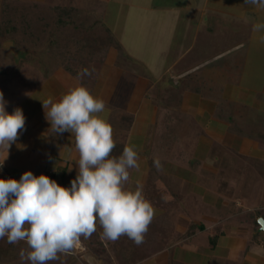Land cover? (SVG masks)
Returning a JSON list of instances; mask_svg holds the SVG:
<instances>
[{"label":"crops","instance_id":"obj_1","mask_svg":"<svg viewBox=\"0 0 264 264\" xmlns=\"http://www.w3.org/2000/svg\"><path fill=\"white\" fill-rule=\"evenodd\" d=\"M90 2L55 5L101 11L103 26L91 37L106 39L90 37L79 49L71 43L68 59L51 68L31 65L24 78L0 74L6 111L19 107L26 118L0 179L31 171L71 187L79 160L74 135L53 131L42 102H58L82 85L105 103L99 116L113 127L111 156L129 145L138 153L140 167L129 170L126 189L142 186L155 209L139 246L126 235L104 239L99 224L90 238L81 237L105 246L103 264L130 256H143L137 264H264L257 224L264 217V33L252 30L264 15L244 0ZM22 52L24 61L34 50ZM83 69L92 74L78 78ZM5 154L0 149V163ZM179 183L189 186L182 198ZM194 194L205 203L192 201L187 210Z\"/></svg>","mask_w":264,"mask_h":264},{"label":"clouds","instance_id":"obj_2","mask_svg":"<svg viewBox=\"0 0 264 264\" xmlns=\"http://www.w3.org/2000/svg\"><path fill=\"white\" fill-rule=\"evenodd\" d=\"M244 3L264 10V0ZM252 30L264 33V22L254 24ZM259 40L264 43V35ZM91 74L83 69L78 78ZM6 103L0 91V149L6 150L0 166L26 122L22 109L9 113ZM42 103L53 131L74 135L79 154L77 175L71 187L31 171L19 180L0 179V239L7 237L9 244L26 242L27 249H21L19 255L30 264H48L61 253H71L79 247L81 237L88 239L96 232L97 224L104 239L115 242L126 235L137 246L142 244L155 209L142 186L137 185L135 191L125 187L129 170H139V156L134 145L125 146L119 157L111 156L115 148L113 127L99 116L105 110L104 101L78 85L58 102L50 97ZM154 166L162 170L158 158ZM257 224L264 231V217H257Z\"/></svg>","mask_w":264,"mask_h":264},{"label":"trees","instance_id":"obj_3","mask_svg":"<svg viewBox=\"0 0 264 264\" xmlns=\"http://www.w3.org/2000/svg\"><path fill=\"white\" fill-rule=\"evenodd\" d=\"M102 14L98 10L35 0H0V52L4 50L2 41L12 39L17 48L23 46L27 50V46H32L34 54L40 58L43 54L50 56L57 66L60 58H69L71 43L77 42L78 49L83 43L89 44L91 34L103 26ZM82 32L90 36L82 38Z\"/></svg>","mask_w":264,"mask_h":264},{"label":"rangeland","instance_id":"obj_4","mask_svg":"<svg viewBox=\"0 0 264 264\" xmlns=\"http://www.w3.org/2000/svg\"><path fill=\"white\" fill-rule=\"evenodd\" d=\"M10 1L17 2L18 0H10ZM90 1L91 0H53V3L54 4L63 3V4L77 5V6H90L92 4ZM245 7H248V9H250V6L242 5V9H245ZM245 11L247 12V10ZM258 13L260 14L259 16L263 17L264 10L259 9ZM86 36H82V38ZM96 39L104 40L106 38L104 36L103 37L98 36L96 37ZM9 40H12V39L2 41V47ZM3 49L4 50L0 52V74L2 77L10 75L11 78L13 77H17V78L23 77L24 78V75H25L24 72H30L31 68H33L32 66L39 67V65H42L43 67L46 66L48 68H51L52 64L54 63V59L48 55L43 54V56L40 58L38 54H34L33 52H31V53H27V55H29L28 60L23 61V59L26 58L23 56L24 58L23 57L20 58L19 61H17L18 62L17 67H15L16 61H15L13 54L10 52L9 49L5 47H3ZM18 49L20 51L21 50L23 51L25 48L22 46L21 48H18ZM26 49H28L29 51L30 49L34 50L32 46H27ZM85 54H87L88 57L90 56L88 53H85ZM92 57L93 56H91V58L89 59L90 61H92ZM20 62H21V65H19ZM10 101H12V98L10 99ZM1 170H4V169L1 167ZM229 178L232 179L233 181L232 175L229 176ZM177 190L180 193L179 197L182 198L184 196H187L186 192L189 190V186L186 185L185 183H183V185L181 186V183H179V185H177ZM172 193L174 192L170 191V194ZM188 199L190 200L187 201V207H186L187 210H190L189 207L192 206L190 202L192 201L194 202L193 207H195V202L197 201H202L205 203L203 198H201L200 196H196L195 194L192 197H189ZM180 201L181 200L178 199L176 201V205L177 204L179 205L181 203ZM95 241L96 240H93L91 242L89 240L88 241L83 240L80 243L79 247L75 248L71 253L69 254L61 253L59 254L58 260L49 261L48 264H103L101 259L103 258L106 259V252H104L105 246L102 247L103 245L99 244V242L94 243ZM112 248H114V246ZM21 249H27L26 242L21 241L18 244H9L7 242V237L0 239V264H30V262L27 260H21L20 255H19ZM119 249L124 250L122 245H118L117 250L119 251ZM128 250H132V252H135L137 250V247L135 245H128ZM141 257L143 256H130V258L128 257L127 259L122 258V260L119 263L120 264H137V262L139 261L138 259H141Z\"/></svg>","mask_w":264,"mask_h":264},{"label":"water","instance_id":"obj_5","mask_svg":"<svg viewBox=\"0 0 264 264\" xmlns=\"http://www.w3.org/2000/svg\"><path fill=\"white\" fill-rule=\"evenodd\" d=\"M4 47L9 49L10 52L13 54L14 58L16 61H18L21 57H23V52L19 51L13 40H9L4 44ZM259 232H264V231H260V229L258 230Z\"/></svg>","mask_w":264,"mask_h":264}]
</instances>
